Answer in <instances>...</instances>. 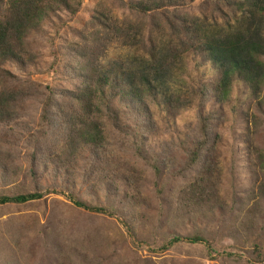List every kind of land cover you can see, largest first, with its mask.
I'll return each instance as SVG.
<instances>
[{"label":"rangeland","instance_id":"1","mask_svg":"<svg viewBox=\"0 0 264 264\" xmlns=\"http://www.w3.org/2000/svg\"><path fill=\"white\" fill-rule=\"evenodd\" d=\"M131 2L138 0H82L77 15L59 14L29 37L33 65L27 57L25 68L5 67V87L25 95L12 119L0 123V196L40 193L43 198L0 205V264H264V167H254L251 150L255 146L264 155L258 98L235 81L228 103L218 101L211 91L215 69L175 30L199 19L205 35L225 38L243 29V16L232 17L222 0H145V13ZM100 14L117 23V36L99 25ZM249 28L260 30L264 43V18ZM174 48L184 54L180 61L171 59ZM86 49L94 54L86 59L98 58L102 74L135 76L140 88L158 82L160 97L178 100L179 108L163 115L153 108V120L128 118L118 131L109 126L102 156L57 169L52 165L63 146L58 145L62 128L48 127L44 104L48 95L63 104V95L82 88L76 65L85 63L80 55ZM200 110L209 145L199 165L187 169L189 151L199 140ZM52 114H58L56 105ZM200 175L211 177L221 207L209 217L188 218L178 209L179 199ZM67 190L117 215L78 209ZM253 207L258 224L247 230ZM120 220L130 224L137 241ZM175 236L203 237L214 253L203 244H171Z\"/></svg>","mask_w":264,"mask_h":264},{"label":"trees","instance_id":"2","mask_svg":"<svg viewBox=\"0 0 264 264\" xmlns=\"http://www.w3.org/2000/svg\"><path fill=\"white\" fill-rule=\"evenodd\" d=\"M145 0H138L137 4L130 5L137 10L147 12L149 8L143 5ZM232 17L237 14L243 16V29L232 30L225 38L215 37L211 32L205 35L200 20L196 19L192 24L185 25L182 29H175L181 34L188 36V41L193 44L195 53L203 55L206 63L214 68L218 79L211 90L218 101L228 103L233 91L234 82H243L247 85L252 95L258 98V112L264 115V99L261 94L264 90V43L260 38V30L246 29L248 24L261 23L264 18V0H222ZM82 0H0V123L11 120L14 107L24 98V92L8 90L5 86L8 79L5 77V67L14 63L25 68L26 58L29 57L30 65H33L35 56L27 51L28 39L38 32L43 23L59 17V14L77 15L81 9ZM226 19V18H225ZM99 25L110 34L116 35L121 32L117 23L109 21L105 14L96 18ZM250 21L251 23L245 24ZM245 25V26H244ZM235 31V32H234ZM80 55L85 61L77 62L76 71L81 75L82 88L70 91L63 95L64 103H57L53 96H47L44 104L43 117L48 127L58 125L62 128L60 134L63 146L56 153L58 162L54 166L57 169H67L70 165H77L87 159L95 160L102 156L109 146L108 128L120 130L123 121L128 118L145 121L153 120L156 113H174L179 108V101L171 97H160L157 92L158 82H148L145 87H137L133 83L135 76L128 80L120 78L117 72L104 75L100 70L98 58L90 63L86 59L87 53L94 55L87 49ZM172 61H180L184 56L181 50L172 49ZM93 61V60H92ZM208 65V66H209ZM164 67V66H163ZM172 67V66H170ZM169 67V68H170ZM9 74V72H6ZM161 88V87H160ZM54 92H52L53 94ZM58 108V114H52L53 107ZM203 107V105L201 106ZM203 110L199 111L198 121L200 124L199 140L197 139L189 151L187 169L197 167L205 155L209 145V131L205 125ZM57 122H55L54 118ZM57 123V124H56ZM257 127V123H255ZM255 158L254 167L258 164L264 167V155L255 146L251 147ZM68 163V166L65 164ZM46 166L48 162H44ZM74 163V164H73ZM121 174L123 171L118 169ZM205 170H209L205 167ZM123 182L124 179H118ZM115 190L118 191L117 187ZM179 199V211L186 217L191 218L199 215L209 217L214 210L221 207L219 191L212 183L208 175H200L195 178ZM43 198L40 193H23L0 196V205L14 204L25 205L36 202ZM68 200L78 209L98 215L115 217L117 214L106 206H92L82 201L67 190ZM216 207V208H215ZM205 208V209H204ZM253 207L250 217H247L244 227L247 230L255 228L258 224ZM122 225L134 241L136 234L130 224L120 220ZM187 242L190 244H203L209 253H214L211 244L203 237H179L175 236L171 244ZM221 256H242L223 253ZM247 263L255 264L249 260Z\"/></svg>","mask_w":264,"mask_h":264}]
</instances>
